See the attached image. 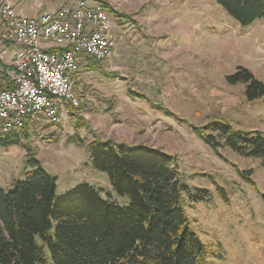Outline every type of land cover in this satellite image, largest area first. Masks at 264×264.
<instances>
[{"label": "rangeland", "instance_id": "374dc122", "mask_svg": "<svg viewBox=\"0 0 264 264\" xmlns=\"http://www.w3.org/2000/svg\"><path fill=\"white\" fill-rule=\"evenodd\" d=\"M30 2L14 3L35 17ZM109 9L113 55L82 64L73 78L80 106L61 123L33 121L15 132H26L19 145H0V189L41 168L55 179L56 199L88 185L125 207L128 197L94 168L90 147L152 148L177 164L208 264H264L263 160L241 157L217 134L211 147L197 133L218 122L264 138V96L248 101L245 84L227 82L240 67L264 84V20L241 26L216 0H112Z\"/></svg>", "mask_w": 264, "mask_h": 264}, {"label": "trees", "instance_id": "16d2710c", "mask_svg": "<svg viewBox=\"0 0 264 264\" xmlns=\"http://www.w3.org/2000/svg\"><path fill=\"white\" fill-rule=\"evenodd\" d=\"M216 2L241 26L264 20V0ZM227 82L245 84L248 101L264 96V84L247 69L239 67ZM25 133L0 137V145H19ZM197 133L211 147L219 146L215 134L224 137L231 150L261 158L264 166V138L258 132L212 122ZM90 158L129 204L120 207L88 185L56 199L55 179L38 168L10 189H0V264H208L172 158L109 141L92 145Z\"/></svg>", "mask_w": 264, "mask_h": 264}, {"label": "built area", "instance_id": "2783aa9c", "mask_svg": "<svg viewBox=\"0 0 264 264\" xmlns=\"http://www.w3.org/2000/svg\"><path fill=\"white\" fill-rule=\"evenodd\" d=\"M112 0H62L28 17L0 4V136L27 124L61 123L80 106L73 78L84 62L114 52Z\"/></svg>", "mask_w": 264, "mask_h": 264}, {"label": "crops", "instance_id": "0c3cea01", "mask_svg": "<svg viewBox=\"0 0 264 264\" xmlns=\"http://www.w3.org/2000/svg\"><path fill=\"white\" fill-rule=\"evenodd\" d=\"M12 1V0H11ZM13 2H15V0H13ZM38 2L42 3V7H41V12H37L36 9V5ZM62 2V0H34V2H30V7H28V9L32 12H35L37 15L43 13L44 11H48V10H54L56 8H58V6L60 5V3ZM21 3L18 4V6ZM22 6V5H21ZM18 7V10L21 14L25 15L24 13H22L21 8Z\"/></svg>", "mask_w": 264, "mask_h": 264}]
</instances>
